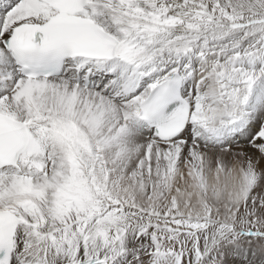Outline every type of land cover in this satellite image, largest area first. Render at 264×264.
I'll use <instances>...</instances> for the list:
<instances>
[{
    "label": "snow or ice",
    "instance_id": "1",
    "mask_svg": "<svg viewBox=\"0 0 264 264\" xmlns=\"http://www.w3.org/2000/svg\"><path fill=\"white\" fill-rule=\"evenodd\" d=\"M0 264H264V0H0Z\"/></svg>",
    "mask_w": 264,
    "mask_h": 264
}]
</instances>
